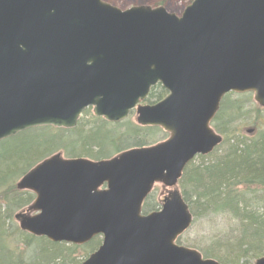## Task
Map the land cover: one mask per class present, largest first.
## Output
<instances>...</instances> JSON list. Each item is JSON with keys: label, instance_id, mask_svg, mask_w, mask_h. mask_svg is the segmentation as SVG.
Instances as JSON below:
<instances>
[{"label": "water", "instance_id": "obj_1", "mask_svg": "<svg viewBox=\"0 0 264 264\" xmlns=\"http://www.w3.org/2000/svg\"><path fill=\"white\" fill-rule=\"evenodd\" d=\"M166 96L142 105L151 87ZM252 93L264 108V0H192L116 8L103 0H0V141L25 130L72 129L83 110L168 136L102 160L58 151L16 182L34 195L13 215L21 231L83 245L81 264H219L176 244L192 216L177 188L185 166L221 143L210 128L221 98ZM160 208H141L153 187ZM253 264H264V257Z\"/></svg>", "mask_w": 264, "mask_h": 264}, {"label": "trees", "instance_id": "obj_2", "mask_svg": "<svg viewBox=\"0 0 264 264\" xmlns=\"http://www.w3.org/2000/svg\"><path fill=\"white\" fill-rule=\"evenodd\" d=\"M163 93L159 85L151 88L147 102L154 103ZM231 95L227 94L222 99L212 121L215 131L229 137L223 139L208 156H198L201 160L199 164L189 162L178 186L193 216V223L202 217L220 215L232 218L238 226L236 234L233 231V234L218 235L206 249L192 247L203 258H211L221 264H252L255 259L264 256V210L263 213L260 211L264 209V131L246 139L227 134L233 127L225 128L220 122L224 119L223 110ZM232 108L235 109V117L246 113L238 103ZM97 120L98 125L85 133L86 136L67 144H63L62 133L71 132L51 127L46 129L60 132L58 138L50 132L35 134L38 130L35 128L0 141V186L8 183L10 191L9 197L4 198L5 203L0 206V264H79L82 248L85 255L93 251L96 237L83 246L52 243L43 237H33L11 228L10 224L12 212L24 208L33 199L30 193L13 188L14 178L23 175L56 149H62L66 158L105 159L108 158L105 146L116 153L121 149L117 147L120 142L131 144V147L144 146L147 144L143 139L157 130L133 126L130 122L132 129H125L119 136V133L115 134V129H106L107 123L102 119ZM127 122L121 124L126 126ZM100 129L104 130L103 134ZM205 159L208 160L206 163L203 162Z\"/></svg>", "mask_w": 264, "mask_h": 264}, {"label": "rangeland", "instance_id": "obj_3", "mask_svg": "<svg viewBox=\"0 0 264 264\" xmlns=\"http://www.w3.org/2000/svg\"><path fill=\"white\" fill-rule=\"evenodd\" d=\"M103 1L119 9H125L131 6H139V5L151 6V7L161 6L165 8L168 12L179 13L182 10V8L186 6L187 4H189L192 0H103ZM156 4H159V5H156ZM235 103H238L240 106H242L243 109L246 111V113L244 112L240 113L237 117H235L234 116L235 109L232 108V106ZM222 115L224 116V119L222 118V121L220 122L221 125H224L225 128L228 127V129L233 127L232 129H229L227 134L229 135L232 133L233 136L237 137L238 139L250 138L252 136H256L259 132L264 131V109L259 108V106H257L253 102L251 93H244L242 95L232 94L231 99L228 102L227 107H225V109L223 110ZM230 115H233V117L230 118ZM97 119L101 120V118H97L93 116L90 108H88L86 111L82 113L76 126L72 129L66 130V131H70L71 133H62L63 144L71 143L76 139H81L84 136H86L87 134L85 133H87L91 128L98 125L99 121ZM133 119H134V112L130 113L128 117L122 121V122L129 121L127 122L126 126L124 124H121V122L108 123L104 121L105 123H107L105 125V128L108 130L115 129V134L119 133L120 134L119 136H121L122 132L123 133L125 132V129L126 130L132 129V125L130 124V122L133 123V126L135 125V122ZM211 125L213 128L214 123H212ZM46 128L47 127H42V128L38 127L37 128L38 130L35 131L36 132L35 134L39 132H50L52 134H55L57 138L61 134L60 132L51 131L53 129H46ZM156 129L157 130L154 131V133H151L152 134L151 136L149 137L147 136V138L143 139L144 142L146 141V144L155 143V142L161 141L166 138L167 135L164 131L160 130L159 128H156ZM56 130H59V129H56ZM100 130H101L100 132L103 134L104 130L103 129H100ZM220 135L222 136L223 139L229 137V136L225 137L222 134ZM131 146H132L131 144L125 145V143L120 142L117 147L121 148L120 150H123ZM55 151L62 152V149L61 150L56 149ZM104 152L107 153L108 155L107 157H110L116 153L112 149H109L107 146H105ZM207 161L208 160L205 159L203 162L206 163ZM200 162L201 160L198 159V157H195L193 159L194 164H199ZM18 178L19 177H15L14 182H13V188L16 191H18V189L16 188V182L19 180ZM162 190L163 188H160L159 186L155 187L153 196L144 202L145 209H150V207H152V209L157 208V205H158L157 200L161 197L163 193H165V191H162ZM9 195H10V191H9L8 183H6L3 186H0V206L3 203H5L4 198L9 197ZM2 209L3 208H1V211ZM263 210L264 209L262 208V210L260 211L263 213ZM15 213L16 211H13L11 216L13 217ZM2 217L3 216L1 215V218ZM263 219H264V213H263ZM10 227L18 229V224L17 222L13 221V218H12V223L10 224ZM237 228L238 226H237L236 221L228 216L211 215V217H202L200 219H197V221H195L191 225L190 229L177 239V244L183 247H187V248H194L192 246H195L197 248H200L201 250L206 249L210 243L215 241L214 239L217 238L216 236L223 235V234L227 235L230 233L233 234V231L236 234L238 230ZM96 239H97V244L93 248V251L98 247V245H100L102 237L97 236ZM84 253H85V250L82 248L80 250L81 256L79 257L78 263H81L84 259H86V257L91 252L89 251L86 255Z\"/></svg>", "mask_w": 264, "mask_h": 264}]
</instances>
